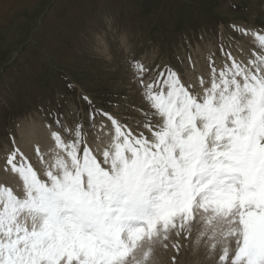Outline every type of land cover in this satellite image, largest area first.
<instances>
[{
	"label": "snow or ice",
	"instance_id": "1",
	"mask_svg": "<svg viewBox=\"0 0 264 264\" xmlns=\"http://www.w3.org/2000/svg\"><path fill=\"white\" fill-rule=\"evenodd\" d=\"M229 29L194 79L180 57L153 65L112 44L131 122L85 95L83 120L41 106L34 126L5 133L0 173L19 187L0 181V264H159L160 249L172 264L197 249L211 264H264V25ZM98 31L102 48L113 34Z\"/></svg>",
	"mask_w": 264,
	"mask_h": 264
},
{
	"label": "rangeland",
	"instance_id": "2",
	"mask_svg": "<svg viewBox=\"0 0 264 264\" xmlns=\"http://www.w3.org/2000/svg\"><path fill=\"white\" fill-rule=\"evenodd\" d=\"M232 21L264 25V0H0V155L9 144L5 133L16 122L34 124L41 106L78 107L83 120L86 95L95 107L131 122L118 97L134 96V87L127 66L111 55L118 38L126 55L145 63L176 66L180 57L194 79ZM100 29L113 34L102 48ZM108 130L107 121L97 120L91 133L97 146L110 142ZM173 255L164 264H172ZM179 260L211 264L198 249Z\"/></svg>",
	"mask_w": 264,
	"mask_h": 264
},
{
	"label": "bare ground",
	"instance_id": "3",
	"mask_svg": "<svg viewBox=\"0 0 264 264\" xmlns=\"http://www.w3.org/2000/svg\"><path fill=\"white\" fill-rule=\"evenodd\" d=\"M5 4H7L6 2H5ZM8 4H9V2H8ZM8 10V9H7ZM117 40H119V38L117 39ZM115 41V40H114ZM117 44V43H116ZM125 50V49H124ZM103 51V50H102ZM114 58V57H113ZM117 60V59H116ZM119 63H120V61H119ZM121 65V64H120ZM206 66V65H205ZM32 126H34V124L32 123V124H29V125H27V123H26V125L23 127V128H31ZM109 131V130H108ZM94 133V132H93ZM101 139V138H100ZM96 142H97V140H96ZM101 142V141H100ZM18 144H19V146L22 148V150H24L29 156H33V147H32V144H33V138L31 137V136H28V135H22L21 136V139L18 141ZM10 147V144H8L7 145V149ZM7 149H5L2 153H1V155H0V160H2V158L4 157V155H5V151L7 150ZM17 179L14 177V176H11V175H6V174H4V173H0V181H2V182H7L8 184H10V185H14V186H16V183H15V181H16ZM16 187H19L18 185L16 186ZM174 252H171V251H169V252H165L163 249H160V250H158V253H157V259H158V261H159V264H164V259H166L167 258V256L168 255H170V254H173Z\"/></svg>",
	"mask_w": 264,
	"mask_h": 264
},
{
	"label": "crops",
	"instance_id": "4",
	"mask_svg": "<svg viewBox=\"0 0 264 264\" xmlns=\"http://www.w3.org/2000/svg\"><path fill=\"white\" fill-rule=\"evenodd\" d=\"M65 35H66V34H65ZM72 35H73L74 37H78V33H75V32L73 33V32H72ZM63 36H64V35H63V33H62V34H61V38H62Z\"/></svg>",
	"mask_w": 264,
	"mask_h": 264
}]
</instances>
